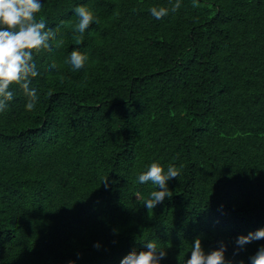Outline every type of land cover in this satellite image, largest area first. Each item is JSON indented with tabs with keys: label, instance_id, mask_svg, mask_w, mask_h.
Segmentation results:
<instances>
[{
	"label": "trees",
	"instance_id": "trees-1",
	"mask_svg": "<svg viewBox=\"0 0 264 264\" xmlns=\"http://www.w3.org/2000/svg\"><path fill=\"white\" fill-rule=\"evenodd\" d=\"M197 2L157 20L169 0H41L63 45L33 54L35 108L13 85L0 112V264H119L151 240L183 264L196 238L250 264L264 239L235 241L264 228V0ZM81 4L96 19L76 44ZM153 161L180 175L149 217Z\"/></svg>",
	"mask_w": 264,
	"mask_h": 264
},
{
	"label": "clouds",
	"instance_id": "clouds-1",
	"mask_svg": "<svg viewBox=\"0 0 264 264\" xmlns=\"http://www.w3.org/2000/svg\"><path fill=\"white\" fill-rule=\"evenodd\" d=\"M170 7H151V15L157 19H163L169 12L175 13L180 7V0H169ZM193 7H198L197 0H192ZM43 9L41 0H0V112L8 108V102L14 98V92L10 89L13 85L19 86L27 97L25 109L32 111L38 100L37 89L31 87V80L40 75L34 53L41 50H51V41H55L57 48L63 45V40H57V30L47 27L43 17L38 18V13ZM77 22L73 28V39L76 44L83 42V33L96 19L94 12L86 5H78L74 8ZM79 33L80 35H75ZM89 57L86 53L73 49L66 58L73 71L83 68ZM57 64L52 62L48 69H56ZM180 169L169 164L167 170L156 161L150 163L147 169L138 175L140 184L150 183L155 186L149 196L144 199V205L149 217L158 203H162L166 197H171L172 192L168 188V181L177 178ZM106 180V179H105ZM105 187L107 183L105 182ZM264 239V228H260L248 235H240L235 244L238 249L253 240ZM94 247L99 248V244ZM226 246L223 242L216 249L205 253L199 238H196L191 247V256L183 264H228L225 260ZM166 256L163 248L158 247L155 240L148 241L146 250L129 251L119 264H160V260ZM250 264H264V245L249 257ZM68 264H73L69 261Z\"/></svg>",
	"mask_w": 264,
	"mask_h": 264
}]
</instances>
